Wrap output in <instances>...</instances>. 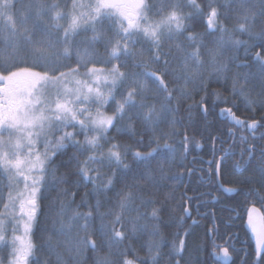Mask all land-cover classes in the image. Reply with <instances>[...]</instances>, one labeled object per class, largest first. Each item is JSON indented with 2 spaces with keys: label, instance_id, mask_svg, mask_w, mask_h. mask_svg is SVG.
<instances>
[{
  "label": "snow or ice",
  "instance_id": "1",
  "mask_svg": "<svg viewBox=\"0 0 264 264\" xmlns=\"http://www.w3.org/2000/svg\"><path fill=\"white\" fill-rule=\"evenodd\" d=\"M151 14L160 19L148 22ZM233 18L237 20L234 31L247 40L234 37L218 23ZM108 20L112 24L105 27ZM201 22L207 31L197 33L194 25ZM81 29L91 36L77 44ZM174 39L177 43L170 46ZM0 41L13 52L11 57L0 56V61H11L0 71V249L8 250L7 264H53V256L54 264H64L52 237L80 254L91 250L94 264H161L162 238L142 246L146 249L143 257L141 249L129 243L149 227V235L157 236L153 222L167 210L144 199V194L158 187L157 176H165V165L172 162L170 154L175 158L177 149L169 141L177 135L175 126L182 123L177 119L182 102L203 93L195 106L207 115L208 98L223 99L215 90L209 93L208 87L213 77L218 82L228 70L223 59L226 51L243 47L245 59L251 56L260 73L261 91L256 100L243 88L236 91L239 74L233 80V98L244 96L245 109L253 114L257 109L264 111V0H225L223 4L219 0H95L87 4L72 0L70 9L59 0H0ZM179 53L183 55L174 66ZM122 67L129 70L121 71ZM251 76L245 73L244 82ZM234 107L220 109V115L230 121L232 143L225 148L227 141L221 136L209 137L210 175L216 178V191L251 201L246 227L254 247L251 256L243 253L241 264L250 260L264 264V132L260 131L264 117L257 120L253 115L245 120L236 115ZM192 108L188 105L186 111L191 113ZM161 124L172 126L173 131H161ZM233 128L246 129L249 135L239 137L237 143ZM190 143L183 134L180 148L185 158ZM201 147L196 142L195 148ZM59 156H67L64 166L74 165L78 182L85 187L92 184L97 196L121 184L116 192L118 211L111 207L102 211L107 201L96 199L81 212L72 207L75 193L63 189L45 220L46 258L30 260L41 251L31 238L40 200L45 192L70 180V174L56 175ZM229 160H233L231 173ZM132 165L138 175L128 183ZM228 175L240 178L228 181L235 186L225 185ZM61 196H72V202L63 203ZM149 204L153 205L150 218L140 210ZM183 211L190 217L187 208ZM21 229L23 235H17ZM183 235L190 232L184 230ZM220 239L219 228L214 226L195 242L196 251L206 257L201 264H236V249L228 246L232 238L218 243ZM103 250L106 253L99 255ZM185 251V239L177 233L169 260L180 264ZM0 264H5V258L0 257Z\"/></svg>",
  "mask_w": 264,
  "mask_h": 264
},
{
  "label": "trees",
  "instance_id": "2",
  "mask_svg": "<svg viewBox=\"0 0 264 264\" xmlns=\"http://www.w3.org/2000/svg\"><path fill=\"white\" fill-rule=\"evenodd\" d=\"M51 2V0H49ZM61 4H67L69 9L71 6L72 0H59ZM201 2H206V0H201ZM220 3H224L225 0H219ZM160 19L159 16H156L155 14H151L149 16V22H154L155 20ZM62 24H67L68 21H61ZM218 23H222L225 27L229 29L230 32L234 35V37L247 40L248 37L246 35H241L238 31H234L237 27V20L235 18L229 19V20H221ZM112 24L111 20H108L105 24V27H108ZM195 32L197 33H204L207 31L205 25L203 22L197 23L194 25ZM258 30V26H257ZM216 35H219V33H216ZM91 32L84 33L83 29H81V35L76 37L77 44H80L82 41H86L88 38H90ZM213 37H207V39H212ZM181 43L187 45L186 40H181ZM177 43V41L174 39L172 42V45L174 46ZM87 45H82L83 47H86ZM146 47V45H145ZM97 50L101 53H103L104 49L102 46H97ZM191 50V49H189ZM255 51V50H254ZM13 56V52L11 47L6 46L3 41H0V56ZM183 53H179L177 55V59L174 61L175 64L179 63V57L182 56ZM230 57H238L234 59L233 61H230ZM224 61L229 64L228 70L220 75L217 78L213 77L212 82L210 86L208 87V92L211 93L213 90L220 93L221 97L223 99H217L216 97L210 96L208 98V108L209 111L207 115H205L201 109L196 107L195 105L200 101L201 95L200 94H193L192 99L185 100L182 102L180 106V115L177 117V119H182V123L180 125L175 126V132L177 135L170 136V143L173 144V146L177 149L175 158L172 159L170 154L171 163L165 165L166 174L163 178H160L157 176L158 180V187L157 188H149L144 194V199L148 200L151 199L155 202L156 207H160L163 205L166 211L163 212V214L160 216L159 221H155L153 223H156L158 228V235L153 237L149 235L151 232V228L147 231L138 232L136 236L129 241L132 245L137 247L138 249H141L140 255L143 257L145 255L146 249L142 246H145L149 241L154 239H161L162 238V253H163V260L161 261V264H174V261L169 260V253L172 252V246L173 243L176 242L177 233H180L181 238L185 239L186 244V251L182 254L183 260H181L180 264H201V261L205 259L206 257L202 256L201 253L196 251L195 242L203 239L206 231L208 229H211L212 227L216 226L219 228V236L220 240L217 242H224L226 240L225 232L223 231L224 227H221L219 225H205L200 223H190L191 219V212L188 209V212L190 213V217L184 213V202L182 198V190L184 189L187 179L183 180L184 175H187L189 171V158L191 156L201 155L203 153H206L205 147L211 143L209 137L210 136H221L222 139L227 141L228 134L222 133L223 130L222 127L218 126L217 123L226 122L227 119H222L219 115V110L221 108L229 107L235 105L233 110L236 112V115L247 120H251L253 118V115L255 119L260 120L262 117H264V111H261L260 109H257L256 112L253 114L249 111H246L245 104H244V96H236L233 98L232 92H233V80L236 78L237 74L240 76V83L236 88V91H240L241 88L246 90V94L250 96L252 100H256L258 97V94L261 91V80H260V73L258 67L253 63V59L251 56H248L247 59H245V53L243 50V47H241L239 50H231L226 51L225 55L223 57ZM68 63H71V61H66ZM8 63H11V61H0V71H3ZM112 63H117V61H112ZM247 64L249 67L243 68L238 67V65ZM207 65H205V75H208L207 72ZM121 71H128V68L122 67L120 69ZM83 71V69H81ZM136 71H142V69H136ZM252 73V76L249 78L248 82H244V74L245 73ZM223 100H227L229 103L225 104ZM219 105V107H213V105ZM188 105H193L191 113L187 112L186 109ZM157 109H159L160 105H156ZM189 115L191 116V119H189ZM160 130L165 131L168 133H171L173 131L172 126H165L164 124L160 125ZM187 134V136L190 138V145L189 150L186 155V158L184 157L182 150L180 148V142L183 139V134ZM83 138L81 137V140ZM126 137L121 140V142H125ZM196 142H199L202 147L201 148H195ZM232 143L231 140H229L227 145H230ZM219 143L216 144V150L219 147ZM226 145V146H227ZM67 161V156H59L56 159V165L55 168H58V171L56 172V175L59 176L61 174H70V180L66 184L59 185L56 190H49L48 192L44 193L43 199L40 200V210L37 217V221L35 224V228L33 231V239L34 243L37 245L38 248L41 249V251H38L35 253V256L32 258V260L40 259L44 260L47 255V245H48V234L44 233L43 229L45 227V220L46 217L49 214V209L52 203L55 202V198L58 194L61 193L63 189H67L70 193H75V202L72 204V207H78V210L81 212H85L87 210V206L94 205L96 202V199H101L102 201H107L105 204V207L102 209V211H107L109 207L113 208V210L118 211L116 208V202H117V195L116 192L121 188V184L117 183L115 190L107 192L105 196H97V194L93 191V185L88 184L87 187L84 186V183L78 182V177L74 174L76 169L75 166L72 165L70 167H65L64 164ZM129 163L131 164V157H129ZM182 165V166H181ZM92 167H97L96 165H93ZM133 171L128 174V183L133 182V176H137L138 172L136 171V165H132ZM105 172L107 169L104 170ZM93 176H95V173H92ZM175 175L176 177H180V181L177 184H174L171 181V178ZM49 183L52 181V177H48ZM100 182L97 181V184ZM189 184H191L189 182ZM61 201L65 204H69L72 202V196L63 197L61 196ZM82 201L84 206L82 205ZM56 207L58 208L59 205L57 204ZM152 204H149L145 207H142L140 210L143 213H147L148 217L150 218V213L152 211ZM0 211H3V205L0 204ZM194 212V211H193ZM181 221H183V226L181 227ZM146 221H142L141 223H145ZM97 226L99 225V222H96ZM229 229H232L231 226L227 227ZM236 228V226H234ZM243 229V228H242ZM184 230H187L190 232V235L187 237H184L183 232ZM59 238L52 237V244L57 248V251H59L64 264H94V253L91 250L85 251L83 254H80L76 251V249L69 248L68 245L64 243L57 244V240ZM166 244L170 247L169 250L165 248ZM7 249H0V257L7 259ZM106 253V250H103L99 253V255H104ZM53 264L55 261V257H52Z\"/></svg>",
  "mask_w": 264,
  "mask_h": 264
},
{
  "label": "flooded vegetation",
  "instance_id": "3",
  "mask_svg": "<svg viewBox=\"0 0 264 264\" xmlns=\"http://www.w3.org/2000/svg\"><path fill=\"white\" fill-rule=\"evenodd\" d=\"M222 119L225 118L222 117ZM217 125L223 128L221 134H228V129L230 127V121L228 119L226 122L217 123ZM232 130L235 133L237 143H239V137L249 135L247 130L243 128H233ZM260 131L264 132V129ZM256 135L259 136L260 132H257ZM229 140L231 139H229L228 136L227 143L224 144L225 148L229 146L227 145ZM220 150L219 145L217 151L219 152ZM211 153L212 147L205 154L191 156L189 158L190 169L183 178V180L187 179L186 185L182 190L184 208H193L194 212H191L190 223L196 221V223L219 225L224 228L231 226L232 229L229 233L225 232V236L226 239L229 236L232 238L228 241V246L230 250L233 247L236 249V252L233 253V257L236 264H241V256L243 253L247 251L249 256H251L254 247V241L246 228L247 210L250 207L251 201L246 200L243 196L233 197L215 190L216 178L210 175L211 169L208 163V161L212 159ZM232 164L233 160H229V173L232 171ZM237 179L240 178L228 175L224 177L225 185L235 186L229 185L228 181ZM189 182L191 184H189ZM214 197L218 198L214 199ZM256 207L261 208L259 202H256ZM262 211H264V209H262ZM234 226H236V228H234ZM249 264H251V260Z\"/></svg>",
  "mask_w": 264,
  "mask_h": 264
},
{
  "label": "rangeland",
  "instance_id": "4",
  "mask_svg": "<svg viewBox=\"0 0 264 264\" xmlns=\"http://www.w3.org/2000/svg\"><path fill=\"white\" fill-rule=\"evenodd\" d=\"M81 2H83V3H95V0H81ZM159 20V19H158ZM158 20H155L154 22H152V23H155V22H157ZM149 22V21H148ZM125 24H126V22H125ZM95 109L93 108V111H94ZM41 150H43V149H41ZM20 187H21V189H22V187H23V185L21 184L20 185ZM18 207V206H17ZM39 210H40V207H39ZM38 214H39V212H38ZM37 217H38V215H37ZM36 224V223H35ZM35 224H34V227H33V231H34V228H35ZM17 235H23V232H22V229L19 231V232H17ZM9 238H11V229H9ZM31 238H32V241H33V243H34V239H33V232H32V236H31ZM35 244V243H34ZM6 256H8V252H7V254H6ZM32 258L33 257H31L30 258V260H32ZM5 264H7V259L5 260Z\"/></svg>",
  "mask_w": 264,
  "mask_h": 264
},
{
  "label": "bare ground",
  "instance_id": "5",
  "mask_svg": "<svg viewBox=\"0 0 264 264\" xmlns=\"http://www.w3.org/2000/svg\"><path fill=\"white\" fill-rule=\"evenodd\" d=\"M247 120H249V119H247ZM211 147H212V144L209 143V144L205 147L206 152H207ZM203 154H205V153H203ZM171 181H172L174 184H177V183H179V181H180V177H176L175 175H173V177L171 178ZM189 210H190V212H193V208H192V207H190ZM230 230H231V229H229V228H224V229H223V231H224V232H227V233H229ZM165 248H166L167 250H169L170 247L168 246V244H166Z\"/></svg>",
  "mask_w": 264,
  "mask_h": 264
},
{
  "label": "water",
  "instance_id": "6",
  "mask_svg": "<svg viewBox=\"0 0 264 264\" xmlns=\"http://www.w3.org/2000/svg\"><path fill=\"white\" fill-rule=\"evenodd\" d=\"M247 228V227H246ZM249 231V230H248Z\"/></svg>",
  "mask_w": 264,
  "mask_h": 264
}]
</instances>
